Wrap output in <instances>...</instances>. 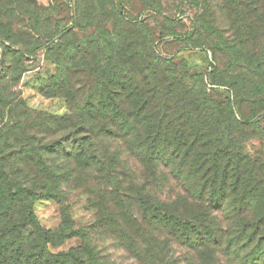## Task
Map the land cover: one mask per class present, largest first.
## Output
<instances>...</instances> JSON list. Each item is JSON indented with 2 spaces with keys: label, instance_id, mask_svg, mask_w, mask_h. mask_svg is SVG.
<instances>
[{
  "label": "trees",
  "instance_id": "16d2710c",
  "mask_svg": "<svg viewBox=\"0 0 264 264\" xmlns=\"http://www.w3.org/2000/svg\"><path fill=\"white\" fill-rule=\"evenodd\" d=\"M87 1L90 4L82 8ZM230 1L239 16L235 24L244 35L236 45L220 40L212 41L211 48L220 66L225 64L219 56L226 57L232 69L231 86L248 95L249 82L250 89L255 87L256 113L252 118L242 112L237 118L229 100L218 104L209 94L203 75H191L182 62H176L177 56L157 51V36L150 28L126 21L121 14L112 25H102L106 20L98 17L105 19L106 14L97 8L96 0H80L75 26H94L91 37L75 36L68 44L57 45L58 53L54 35L44 32L30 46L32 52L45 49L48 57L61 64L42 93L65 100L68 110L63 116L40 115V131L56 133L57 129L52 131L48 125L71 128L75 155L113 185L121 194L119 204L125 207L126 177L117 173L118 157L104 143L120 142L130 159L144 165L148 179L157 187L168 183L190 198L191 211L182 214L174 202L148 196L146 183L136 187L140 207L169 239L189 247L203 261L211 257L210 247L212 255L224 252L231 257V252H241L235 257H241L242 264H264V169L242 150L244 132L264 116V59L252 49L257 42L253 31H257L251 22L257 17L264 23V0ZM32 4V0H0V40L13 43L4 45L2 56L22 60L28 56L24 48L14 47L16 36L25 34L15 32L5 19L20 12L34 14ZM31 27L37 28V20ZM248 38L249 49L245 45ZM197 41L199 45L207 42H202V37ZM17 131L21 133L17 137L0 132V155L4 157L0 158V262L10 258L9 243L14 245L23 235L32 234L38 240L37 248L24 249L18 240L17 261L12 264L21 256L24 264H68L73 258L65 252L45 251L54 245L53 235L37 223L33 208V200L56 197L54 170L46 155L65 147L59 141L34 146L32 135L24 129ZM12 140H17V145ZM75 155L72 152L71 157ZM21 173L28 176L21 179ZM218 214L224 215L216 218ZM224 229L230 232L226 241Z\"/></svg>",
  "mask_w": 264,
  "mask_h": 264
},
{
  "label": "rangeland",
  "instance_id": "374dc122",
  "mask_svg": "<svg viewBox=\"0 0 264 264\" xmlns=\"http://www.w3.org/2000/svg\"><path fill=\"white\" fill-rule=\"evenodd\" d=\"M32 1V10L35 13H31V19L29 15L21 12L15 14V17L10 15L5 19L12 23L15 32L25 34L16 36L17 45L14 47L24 48L28 56L23 60L2 56L4 45L11 46L13 43L0 40V132L17 137L21 134L17 130L24 129L32 135L31 142L34 146H46L59 141L65 147L64 151L46 155V161L54 170L56 197L52 200H33L37 223L53 235L54 245H49L45 251L47 250L48 254L65 252L73 258L68 264H242L241 257H235L241 252H231V257L224 252L212 255L214 249L210 247L208 248L211 249V257H205V261L198 259L189 247L169 239L161 226L153 224L135 198L137 186L146 183L148 196L174 202L182 214L191 211L190 198L186 194L180 195L174 188H170L168 183L165 187H157L156 182L148 179V170L144 165L135 158L130 159L120 142L104 143L112 154L118 157L117 173L126 177L127 187L123 193L127 204L125 207L119 204L121 194H118L113 185L107 183L99 172L87 167L75 155L76 141L69 133L71 128H55L54 125H48L53 127L52 131L57 129L56 133L43 134L40 131L43 128L40 115L47 113L63 116L68 110L65 100L47 98L42 93L46 81L59 70L61 64L58 65L56 59L48 57L45 49L39 48L32 52L30 46L36 43L37 35L49 32L55 37L54 51L61 53L57 45H66L73 41L75 36L91 37L95 28L90 26L81 29L75 26L80 0ZM88 4L89 1L83 4L82 8ZM96 4L97 8L106 14L105 19L102 15L98 17V20H106L102 25H112L115 18L121 14L126 21L147 26L156 33L157 51L165 56H177L176 62H182L191 75H203L209 94L218 104L229 100L232 112L237 118H240V112L249 118L254 116L256 109L253 103L257 94L255 87L250 89L249 82L248 95L245 92L241 94L236 86H231L229 83L232 69L227 66L226 57L219 56L225 64L220 66L211 48L212 41L220 40L236 45L244 35L235 24L239 16L233 11L232 1L96 0ZM36 20L37 28L33 30L31 24ZM251 22L257 31H253L257 42L252 49L264 59V23L257 17L251 19ZM201 23L203 27L200 26ZM200 37L202 42L207 41L206 44L197 43ZM248 40L245 45L249 49L252 45L249 38ZM72 66L69 64L67 67ZM215 69L220 71L216 73ZM48 127L44 126L45 129ZM244 134L242 150L257 161L263 170L264 116L258 117L254 127L247 129ZM10 142L14 145L18 143L17 140ZM72 152L75 155L73 158ZM0 158L4 157L0 155ZM9 159L12 160V156ZM2 161L3 159L0 162ZM32 174L38 177L37 173ZM18 176L25 179L28 175L21 173ZM42 184L46 185L43 182ZM223 215L218 214L215 217L220 218ZM228 233L230 234L228 229L223 230L225 241L228 239ZM31 235H23L18 239L22 241L21 246L24 249L37 248L38 240ZM18 240L14 245L13 242L9 243L10 258L7 256L0 264H12L17 261L14 252L19 248ZM23 262L25 258L21 256L17 264H24ZM41 263L53 264L54 261L32 264Z\"/></svg>",
  "mask_w": 264,
  "mask_h": 264
}]
</instances>
